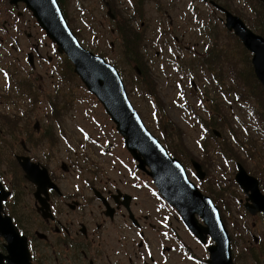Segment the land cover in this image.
<instances>
[{"label":"rangeland","instance_id":"374dc122","mask_svg":"<svg viewBox=\"0 0 264 264\" xmlns=\"http://www.w3.org/2000/svg\"><path fill=\"white\" fill-rule=\"evenodd\" d=\"M107 1L112 14L120 17L121 22L109 20L101 0H64L70 26L84 47L117 67L146 127L173 155L187 163L190 178L199 184L190 162L204 161L209 186L230 198L232 208L239 213L232 196L242 191L233 182L236 168L231 159L236 153L242 157L245 154L233 139L239 140L241 147L242 143L256 141L264 165V123L256 117L264 109V92L255 83L259 80L251 51L222 23V15L212 13L213 8L201 0ZM221 1L264 36V15L259 6L264 0ZM123 29L132 34L129 46L122 41L126 37ZM133 36L143 54L133 46ZM56 48L57 43L46 35L24 1L0 0V114L10 113L19 118L16 138L0 127V169L13 179L9 167H15V155L22 152L19 146L24 134L32 130V135L46 126L57 133L55 161L70 159L77 153L82 168L84 164H88V169L89 165L104 167L107 178L122 177L119 171H112V164L122 162L127 164V178H132L134 159L118 126L81 78L75 72H65L66 56L57 54ZM29 54L33 55V63ZM71 64L74 71L72 60ZM58 69L62 77L57 75ZM235 71L241 72L240 79L247 90L238 89ZM28 91L37 94L36 107L29 106L28 97L32 95ZM59 91L63 108L54 114L47 97ZM36 123L39 129L35 128ZM219 139L230 162L219 153ZM108 144L115 148L110 156L104 153ZM31 154L48 162V155H55L43 148ZM246 159L248 166L259 169L255 160ZM62 172L58 170L61 177L69 180L76 176L71 171ZM81 172L77 170L78 177ZM234 217L250 229L256 222L258 232L264 225L262 217ZM233 223L231 218L228 224L232 230Z\"/></svg>","mask_w":264,"mask_h":264},{"label":"flooded vegetation","instance_id":"af4514ba","mask_svg":"<svg viewBox=\"0 0 264 264\" xmlns=\"http://www.w3.org/2000/svg\"><path fill=\"white\" fill-rule=\"evenodd\" d=\"M101 1L107 8L109 20L121 22L120 17L116 18L112 14L109 2ZM201 1L214 7L212 13L221 14L219 19L225 24V11L214 6L211 0ZM213 1L230 10L221 0ZM62 7L69 20L64 1ZM211 20L214 21L213 18ZM118 32L120 35L119 30ZM77 36L79 37L78 34ZM65 56L64 62L71 63L69 57ZM59 76L62 77L60 71ZM32 97H28L31 108L36 107L39 102V98ZM60 98L47 97V100L62 109ZM51 110L54 112V106ZM0 127H4V124ZM6 132L15 137V131ZM24 135V141L19 146L22 152L16 155L30 156L37 162V172L41 177L36 180L28 179L16 155L15 167H9L13 179L0 169V195H6L2 199L1 213L11 218V228L17 235H10L17 241L19 248L17 253L12 254L8 239L0 234V264H210V248L216 241L210 233L203 230L207 227L205 220L198 213L195 214L201 229L200 238L184 222L176 208L159 193L152 177L137 168L136 161L131 160L132 178H127V164L122 162L112 164V171H119L122 177L107 178L104 167L97 169L95 165H89L88 169V164H84L82 168L79 164L82 160L77 153L70 159L55 161L58 154L55 145L57 133L40 130L32 135L28 131ZM218 136L220 134L216 135ZM218 143H221L219 153L230 162L224 153L225 147L221 139ZM233 143L242 148L245 154L242 157L236 153L231 159L236 168L233 182L242 191L232 196L240 212L237 213L232 208L230 198L216 193L209 186V177L205 179L208 169L204 161L199 162L203 178L199 177V184L195 186L218 207L230 237L234 264H264V225L258 232L256 222L250 229L234 217L243 215L247 219L251 215L264 219V210L257 208L259 203L254 199L253 189L246 190L236 180L239 166L242 165L249 175L257 178L260 192L264 196V165L260 159L262 153L256 148L257 144L247 141L241 147L240 141L235 138ZM40 148L55 154L48 155L49 162L31 154ZM114 149L108 144L105 155L110 156ZM246 157L248 160H255L254 164L259 169L248 166ZM78 169L82 171L79 177ZM58 170L63 171V174L71 171L76 176L69 180L61 177ZM191 170L195 175L193 167ZM254 209L257 211L254 212ZM231 218L234 219L233 230L228 224ZM243 231L249 234H244Z\"/></svg>","mask_w":264,"mask_h":264},{"label":"water","instance_id":"95a60500","mask_svg":"<svg viewBox=\"0 0 264 264\" xmlns=\"http://www.w3.org/2000/svg\"><path fill=\"white\" fill-rule=\"evenodd\" d=\"M19 1H24L26 6L33 11L39 26L54 43H57V50L60 53L65 52L69 56L75 65V72L81 77L86 87L102 102L106 112L118 126L119 132L125 137L128 149L138 161V168L147 172L154 179L161 194L177 209L184 222L200 238L201 229L195 214L198 213L205 220L207 227L203 230L210 233L216 241V244L210 248L209 263L234 264L230 237L218 207L210 197L199 192L195 184L189 180L181 161L176 157H171L165 146L146 127L128 96L124 81L116 66L82 46L79 38L71 29L58 0L55 2L53 0ZM211 3L225 11V26L229 30H233L234 34L242 40L244 46L253 53L251 62L254 72L264 88V36L251 29L239 15L223 8L213 0ZM32 59L33 55L29 54L30 63H33ZM35 128L39 129L38 123ZM216 134L219 135V133ZM17 160L28 179L36 180L41 177V174L37 172L38 163L33 162L30 157L17 156ZM193 164L198 177L203 178L204 174L201 172L200 164L196 161H193ZM236 180L240 181L246 190L253 189L254 199L260 204L257 208L264 210V204L262 205L264 196L260 192L257 178L249 175L240 165ZM4 198L6 195H0V234L8 239L9 249L13 254V252L17 253L19 248L17 241H14L10 235L16 233L11 228V218L3 216L1 213V203ZM16 258H20V256H16Z\"/></svg>","mask_w":264,"mask_h":264},{"label":"trees","instance_id":"16d2710c","mask_svg":"<svg viewBox=\"0 0 264 264\" xmlns=\"http://www.w3.org/2000/svg\"><path fill=\"white\" fill-rule=\"evenodd\" d=\"M60 1V3L61 4H63V1L64 0H59ZM259 6H260V8H261V10H262V13H263V15H264V2L263 1H260V3H259ZM125 32H126V37L125 36H123L122 37V41L124 42V41H126V46H129V44H130V42H129V35L131 36L132 34H129V32H127L125 29H123ZM137 31V30H136ZM135 31V32H136ZM131 42H132V44H133V46L136 48V49H139L140 51H141V53H142V47H141V45L139 46L138 45V40L137 39H135L134 38V36H133V38L131 39ZM143 54V53H142ZM64 67H65V72H67V73H69L70 75H72V73L74 72V71H72L71 70V68H73V66H72V64L71 63H69V62H64ZM251 71H252V69H251ZM233 73H236V76H235V79H236V82H237V84H238V89H244V90H247L248 89V87L245 85V83L244 82H242L241 81V79H240V74H241V72L240 71H235V72H233ZM64 77H66L65 75H63ZM255 83L257 84V87L258 88H260V90H262L263 92H264V90H263V88L261 87V85L259 84V82L257 81V80H255ZM28 93H29V91H28ZM237 93V95L239 96L240 94L238 93V92H236ZM30 95H32V96H34L36 93L35 92H31V93H29ZM49 97H55V98H57V97H61L60 96V94L59 93H57L56 95H54V96H49ZM255 98H256V96H254ZM34 99H37V95H35L34 97H33ZM50 105H51V107H53L54 106V114H57L58 112H60V110H61V108H57V106L56 105H54V104H52V103H50ZM62 108H63V106H61ZM261 113V114H260ZM258 115V116H257ZM257 115H256V117H259V119H261L262 121H263V123H264V109H262V111H258L257 112ZM0 116H1V121H0V126L2 125V124H4V128L7 130V131H9V132H14L16 129H17V127H18V125H19V123H18V120H19V118L16 116V115H10V114H0ZM263 128V130H264V126L262 127ZM209 129V128H208ZM45 130H47V131H51L48 127H46L45 128ZM28 131H32V130H28ZM1 137V136H0ZM14 138H16V136L14 137ZM248 142H250V143H253L254 145L256 144V141H248Z\"/></svg>","mask_w":264,"mask_h":264},{"label":"snow or ice","instance_id":"6c2138e0","mask_svg":"<svg viewBox=\"0 0 264 264\" xmlns=\"http://www.w3.org/2000/svg\"><path fill=\"white\" fill-rule=\"evenodd\" d=\"M53 2H55V0H53Z\"/></svg>","mask_w":264,"mask_h":264}]
</instances>
